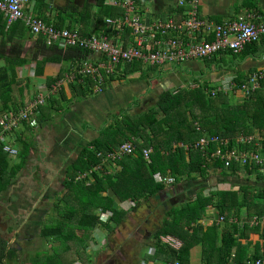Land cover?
Listing matches in <instances>:
<instances>
[{
	"label": "trees",
	"instance_id": "trees-1",
	"mask_svg": "<svg viewBox=\"0 0 264 264\" xmlns=\"http://www.w3.org/2000/svg\"><path fill=\"white\" fill-rule=\"evenodd\" d=\"M96 6L99 8L97 13L84 9L77 15L69 14L67 6L60 7L57 8L56 20L45 16L43 21L59 30H79L83 37L103 34L112 38L117 36L114 29L107 25L106 19L117 18L124 14V10L108 6L106 0H96ZM179 10L181 15L186 12L184 18L188 17L185 8ZM0 20L4 30L7 20L2 16ZM15 24L17 31H21V38L27 39L30 31L25 24L21 21ZM14 25L9 27V34ZM174 36L175 34H171L168 37ZM121 40L123 43L117 39L115 42L124 47L133 43L130 29H125ZM258 43L260 42L247 45L245 50L253 48L254 53H260ZM19 47L17 45L12 48L13 56L16 52L18 56L22 52ZM35 48L37 50L32 60L37 63V76L43 74L41 67L51 60L59 64L70 63L71 66L65 73L72 72L75 76L69 85L71 99L66 97L62 89L53 97L50 96L47 106L39 107L37 119L41 126L50 121L54 114L61 116L72 110L71 107L77 100L87 101L91 99L89 97L96 96L99 76L94 79L92 75H82L83 63L89 62L96 67L107 59L77 47L61 49L58 44L49 46L44 36H38ZM47 52L52 54V59L43 57L41 63H38V56ZM214 57L216 55L204 61L208 67L213 65ZM11 63L13 73L9 83L4 86L0 84L5 95H11V86L16 82L15 66L26 65L27 61ZM160 69L159 66L146 65L141 61L120 63L112 74H107L102 69V92L99 94H107L114 88L113 83L127 80L130 74L140 71L141 79L147 80L158 74ZM65 73L61 72L56 79L51 80L49 86L60 81ZM2 76L6 77L4 69H0V82ZM250 82V78L238 76L230 89L241 90L243 85ZM156 94L157 100L146 109L135 103L138 109H142L139 113L122 109L113 114L98 130L97 137L80 146L76 160L68 167L64 194L56 202L60 222L57 226L49 222L40 231L43 239L59 242L61 246L54 248L46 256L36 255L32 258L34 264H66L65 256L70 252L75 256L68 264H91V258L86 255V241L92 237L93 231L104 229L108 234L113 233L130 215L133 216L145 207L152 209V202L157 203L164 219L151 235L150 245L155 248L154 254L145 252L138 264H192V252L197 248L200 249L201 264H245L258 259L264 261L263 188L240 186L236 191L213 190L208 195L204 194L203 189L194 199L180 205L161 200L168 188H174L182 181L193 182L197 177L207 179L211 170L220 172L218 174L226 180L241 174H255L257 182L264 181L261 168L255 164L243 166L234 162L226 167L220 158H212L211 154L218 148L217 144H211L205 151L194 148L195 143L203 137H218L230 140L228 148H236L238 151L260 150L264 154V78L260 80L257 89L240 101H235L229 91L209 82L195 87H175ZM1 100L7 103L12 98L1 97ZM64 102L68 105L65 106ZM22 107L23 105L17 104L14 111L18 112ZM24 128L23 133L17 134V148L21 150L18 149V159L15 162L4 152L3 143L0 142V194L10 188L27 164L33 147L31 133L35 127L25 125ZM246 137L255 139L251 143L238 142L240 138ZM127 143L132 144L133 154L110 157ZM186 146L190 148L186 149ZM145 149H152L150 162L144 158ZM157 175L161 178L170 176L174 178V183H160L156 179ZM125 202L134 205L128 207L129 210L120 208ZM209 210L213 211L215 220L212 225L205 226L203 221ZM107 212L111 216L103 221L99 214ZM252 235H258L261 241H252ZM167 236L179 239L182 246L175 249L166 244L163 238ZM252 247L255 250L250 252ZM17 258L15 249L7 250V243L0 242V264H15Z\"/></svg>",
	"mask_w": 264,
	"mask_h": 264
},
{
	"label": "crops",
	"instance_id": "crops-1",
	"mask_svg": "<svg viewBox=\"0 0 264 264\" xmlns=\"http://www.w3.org/2000/svg\"><path fill=\"white\" fill-rule=\"evenodd\" d=\"M137 4V11L139 15L142 17L143 20H160L166 21L169 19H174L176 21L185 19V13L179 14L180 11L177 3L179 0H150V4L152 7L146 5V1L148 0H133ZM199 16L200 19L207 21V22H214L218 24H223L232 20H235L240 15H247L249 13L255 14L257 16V21L259 23L264 24V0H199ZM138 2L142 4H138ZM106 4L111 6L110 0H106ZM69 14L77 15L78 12L82 10H90L92 13H97L99 8L96 6V0H82L81 6L79 4H75L76 6H71L70 3H66L65 0H32L31 4L28 6L26 12L27 14L36 17L43 21V18L46 16L50 20H54L57 16V8L68 6ZM187 10V8H185ZM0 16L5 20H7V26L3 30L2 22L0 20V56L2 59L0 60V69H4L6 73V77H3L2 81L0 82L1 85H7L9 83V78L13 73L12 67L13 63H18V61L23 62L24 60L27 61L26 65H16L14 73L16 75V82L11 86V95L3 94L2 90L0 89V114H6L8 112L14 111L15 106L17 104L23 105L22 109L27 107L30 103L35 101L40 95L46 98V104L42 106H47L48 101L50 100V96L53 97L54 94L59 93L62 89L66 93V97L68 99L72 98L71 90H70V83L73 81V73L69 72L68 74L65 73L68 68H70V63H57L53 62L52 54L47 52L45 55L38 56L37 60L38 63L42 61L43 57L50 58L51 61L44 64L42 66L43 74L40 76L36 75L37 63L33 61V57L36 54L35 48V41L38 39V36L31 32V29L27 26L24 21H21L25 24V26L29 29V33L27 34V39L21 38V31H17V22L9 23V20L5 14L0 13ZM119 18V17H117ZM57 19V18H56ZM55 19V20H56ZM3 21V20H2ZM94 20H92L93 22ZM15 24V25H14ZM14 25L11 33H8V29L10 26ZM49 25V24H48ZM53 26V25H51ZM54 27V26H53ZM78 31L79 30H75ZM80 33V32H79ZM34 35L33 38L31 35ZM11 39V40H10ZM13 39V40H12ZM262 42V43H261ZM258 43V46L261 49L260 53H254V49L244 50L238 54L232 55L229 52H222L216 57H214V63L211 67H208L204 61H190L185 63L181 66H170L166 65L161 67L160 72L156 75H153L152 78L147 80L141 79V72H136L135 74H130L127 76V80L121 81L122 82H129V85L125 86L124 88L128 90L127 92L131 93V98H136L138 101H130L131 103H139L140 107L142 104H146L156 93H161L165 90H170L171 87L175 88L179 85L186 86L192 85L193 87L197 86L198 84H202L204 82H214L217 85V81L224 77L225 74L230 73V76L227 80L226 85H217L219 88L229 91L230 95H233L237 98L243 99L245 97L244 92L241 90H234L230 89V86L234 79L238 76L244 75L246 79L250 78V76L255 73L260 68L264 67V41L261 40ZM48 44V43H47ZM19 45L20 51H22L19 56L17 52L12 55V48L14 46ZM49 45V44H48ZM59 45V44H58ZM50 46V45H49ZM61 49H67L69 47H63L59 45ZM73 48V47H72ZM17 50V48H16ZM234 54V53H233ZM54 59V58H53ZM85 62L83 63V65ZM183 71L188 72V74H192L194 77L195 75L199 74L197 78H193L191 82H189L188 78H184ZM63 72L64 77L58 81L56 84H52L49 86L50 81L56 79L59 74ZM75 77V76H74ZM208 80V81H207ZM61 83V88L57 90V84ZM119 83V82H118ZM174 83L177 85L175 86ZM124 84V83H123ZM121 84V86H124ZM195 84V85H193ZM175 87H174V86ZM51 87V88H50ZM180 87V86H179ZM172 88V89H173ZM151 89L153 92H149L148 90ZM117 90V89H116ZM116 92V91H114ZM147 96V97H146ZM1 97L12 98L7 103L1 100ZM131 99V100H132ZM89 101V100H87ZM67 102L63 104L66 106L68 105ZM82 102L72 105L69 112H65L63 119L68 118L66 115L76 112L79 104ZM135 106V105H133ZM40 107V106H39ZM138 109V107H137ZM21 110V109H20ZM19 110V111H20ZM132 110H135L132 107ZM131 110V111H132ZM18 111V112H19ZM15 112V111H14ZM53 119L48 121L46 124L38 125V127L33 130L31 135L33 136V147L30 150V155L27 161L26 166L21 170L18 177L13 181L12 187L4 192V194L10 191V195H12L15 200L19 199L21 201V195L24 193H31L32 185H42L44 187L43 191L46 192V188L48 193H56L58 191L55 190V186L58 182V170L63 169V174L67 175L68 167L71 164H68L63 167H59L57 160H59V155L61 154L59 151V147L62 148L61 142L58 136H55L53 133L55 129V125L51 122ZM88 124V123H87ZM70 124L68 125V127ZM57 127H60L59 124ZM56 127V128H57ZM62 127V126H61ZM64 127V126H63ZM85 127L83 124L82 128ZM87 127V126H86ZM89 127V126H88ZM55 129V130H53ZM84 129V128H83ZM25 128L23 127L18 133H16L11 138H8L9 143L12 146H19L16 142L17 134L23 133ZM91 131L98 132L97 129L91 128ZM36 131V132H35ZM38 134V135H37ZM98 136V133H97ZM96 136V137H97ZM87 143V142H86ZM19 150H21L18 147ZM62 155V154H61ZM12 162H15L18 158H13ZM61 160L64 162H68L67 158L61 157ZM19 161V160H18ZM216 170H211L210 174L208 175L207 179H202L201 177H197V179L193 182L190 181H182L176 187L168 188V192L164 193L161 197L162 201H166L168 203L179 204L185 203L190 199H194L196 195L202 191L203 189L204 194L208 195L213 190H238L240 186H251L255 189L263 188L264 189V181L257 182V175H247L241 174L228 180L221 177ZM264 175V171H261ZM65 180V178H64ZM64 180L60 179L59 184L64 185ZM221 186H231L230 189H221ZM61 191L60 189H58ZM52 193V194H53ZM9 197L5 198V201L8 202ZM34 201V200H33ZM32 201V202H33ZM37 208V204H33L32 206H28L25 211L24 209L20 211L19 216L21 218H25L28 220L26 224H34L35 219L37 218L35 215V210ZM245 215V214H244ZM215 218L213 217V211L209 210L207 217L204 219L203 224L205 226H210L213 224ZM23 239L29 241L30 233L28 232L24 235ZM251 240L254 242L261 241L258 235H252ZM198 252L199 248L195 249ZM194 250V251H195ZM255 250L254 247L250 248V252ZM193 251V252H194ZM192 252V253H193ZM200 254V253H199ZM201 258V254H200ZM201 263V261H200Z\"/></svg>",
	"mask_w": 264,
	"mask_h": 264
},
{
	"label": "built area",
	"instance_id": "built-area-1",
	"mask_svg": "<svg viewBox=\"0 0 264 264\" xmlns=\"http://www.w3.org/2000/svg\"><path fill=\"white\" fill-rule=\"evenodd\" d=\"M32 0H0V13L5 14L9 23L24 21L37 36H44L49 45L59 44L63 47H77L89 51L95 55L106 57V62L94 64L85 62L82 75H92L98 78L96 93H101L103 78L100 70H105L107 74H112L116 66L123 62L141 61L146 65L163 67L181 66L190 61H205L222 52H232L238 54L252 43L261 42L264 38V24L257 21L255 14L240 15L235 20L218 24L200 19L199 0H179V8H187L188 17L181 21L169 19L143 20L137 11V4L133 0H113L111 5L124 10V14L119 18H107L106 23L113 28L117 36L91 35L83 37L78 31L68 29L59 30L44 21L27 14L26 10ZM125 29L132 32L133 43L128 47L115 42L121 40V35ZM175 34L174 37H168ZM212 37V40L209 38ZM264 78V67L257 70L250 76V84L242 86L241 91L249 95L259 87V82ZM74 80V76L73 79ZM57 90L61 88L58 83ZM221 89V88H220ZM46 104V98L41 95L27 107L19 112H8L0 117V142L3 143V150L10 157H18L19 150L12 146L8 138H11L17 131L25 125L31 127L38 126L39 106ZM254 137L240 138L238 142L251 143ZM217 144L218 148L211 154L212 158H220L225 162L226 167H230L234 162L243 166L255 164L264 171V154L259 151H238L236 148H228L229 139H219L218 137H203L195 143L194 148L205 151L211 144ZM189 149V146L185 147ZM131 143L123 145L115 155L116 158L123 155L133 154ZM152 149H145L144 158L150 162ZM156 179L165 185H172L174 178L157 175ZM134 204L131 203L130 207ZM223 220V218L221 219ZM235 221V220H234ZM254 223H256L254 221ZM264 223V221L262 222ZM253 225V223H252ZM163 241L175 249L182 246V242L175 237H164ZM155 248L147 251L152 255ZM148 264H154L149 262ZM236 264V263H232ZM245 264H264L261 259L248 261Z\"/></svg>",
	"mask_w": 264,
	"mask_h": 264
},
{
	"label": "rangeland",
	"instance_id": "rangeland-1",
	"mask_svg": "<svg viewBox=\"0 0 264 264\" xmlns=\"http://www.w3.org/2000/svg\"><path fill=\"white\" fill-rule=\"evenodd\" d=\"M146 5H150V7H152V5L150 4V0L146 1ZM183 72L184 73L182 76L186 79L188 78L189 82H191L194 77L197 78L199 76V74H197L193 77L192 74H188V72L186 71ZM230 76H232L230 73L225 74L224 77L217 81V85H226L227 80ZM209 83L211 82L209 81ZM121 84H123L124 86H121ZM211 84L215 85L214 82H212ZM127 85H129V82H115L113 83L114 88L108 91L107 94L97 93L96 96L94 95L89 97L91 98L89 101L77 100L78 103L82 101L83 103L79 104L76 112L67 114L66 116L68 118L63 119L64 114H62L61 116L54 114V117H52L53 121L51 123L55 125L56 130L53 129L55 130L53 133H55V136L57 135L60 140L64 136V138L62 139L63 142H61L62 148L59 147V151L62 154L59 155V160H57L59 167L66 166L70 163L72 164L78 156V153L81 149L80 146L86 144V142L92 141L97 136L98 132L91 131L89 129L95 128L97 130H100L113 114L119 113L122 109L131 111L133 107L135 110H132L131 112L139 113L140 111H142V109L150 107L157 100V94L155 92L153 97L146 104H142L141 110L137 109L136 106H133L135 105V102L131 103L130 101L137 102L139 98H131L130 90L128 93V90L124 88ZM174 85L176 86L177 83H174ZM172 88L173 87H171V89ZM153 90L149 89L148 91L152 93ZM231 96L234 97L235 101H239V98L233 95ZM87 123L89 127H83V129V124L86 125ZM58 124L60 127H57ZM69 124L70 126L68 127ZM34 134L31 136L32 138L33 136H35ZM61 157L63 158V160L64 158H67L68 162H66L65 165V160L63 162L61 160ZM62 170L63 169L58 170V182L55 186V190L58 192L48 193L46 188V192L44 195H47L48 199H45V202L43 203H38V206H40L41 209H47L46 214L39 226L36 227V221H34V224H31L30 229L28 230V232L30 233V236H28V238H30V240L26 241V239H22L21 243H19V245L23 246V249L22 252H19L17 262L15 264H34L32 262V258H34L36 255L38 257H43V255L46 256L48 253H52V250L54 248L58 249L61 246V243L59 242L47 241L43 239L40 235V231L49 222L53 226H57L60 222L58 219L61 217L56 207V202L60 197L63 196L65 190L64 185L59 184V180H64L65 178V175L63 174L64 172ZM34 188L35 186L32 185L31 194L33 193V198L37 199L38 197H35L37 189L34 192ZM220 188L230 189L231 186H221ZM58 189H60L61 191H59ZM152 205V209L145 207L137 211L133 216L130 215V217L124 223L120 224L113 233L108 234V232L104 229L94 230L92 233V237L86 241V245H88L86 255H89V257L91 258L90 263L138 264V260L142 257V255H144L145 252L149 251V249L152 247L150 243L152 241L151 235L153 230L156 228V226H159L164 219V215L162 214V211L157 207V203L152 202ZM129 206L130 202H125L124 205H120V208H126V210H129ZM40 208L37 207V209L35 210L36 213H40ZM42 215H40V217ZM100 215L103 221H106L109 216H111L110 212L101 213L99 214V216ZM199 253L200 252H198L197 250L192 253V264H201V253ZM74 256L75 255L73 252L68 253L65 256V258H67L65 259V263L68 264L69 261L71 262L72 259L74 260ZM19 259L21 263L18 262ZM100 259H102V261H100ZM74 264H80V262H76Z\"/></svg>",
	"mask_w": 264,
	"mask_h": 264
},
{
	"label": "flooded vegetation",
	"instance_id": "flooded-vegetation-1",
	"mask_svg": "<svg viewBox=\"0 0 264 264\" xmlns=\"http://www.w3.org/2000/svg\"><path fill=\"white\" fill-rule=\"evenodd\" d=\"M65 2L70 3L71 6H76L75 4H79V6H81L82 0H65ZM69 6L70 5H68L67 7ZM43 189L44 187L41 184L36 185L34 188V192L36 190L35 197L41 198L43 196L41 199H34L33 193L31 194L29 192L21 195V201L19 199L15 200L14 198L16 197L10 195V191L6 194H0V242L4 241L7 243V250L13 248L17 251L18 254L19 252H22L23 246L19 245V243H21V240L24 238L23 234L26 235L28 233L31 224H26V217L21 218V216H19V214L17 213H19L23 209L26 211V208H28V206H32L33 204H37V207L40 208V206H38V203H43L45 202V199H48V196L44 195L45 192L43 191ZM9 195V199L11 200H8L7 202L5 201V198L9 197ZM46 211L47 209L41 208L39 214L35 211L37 217L35 219L36 227L39 226L43 221V217L45 216ZM40 215L42 216L40 217ZM100 261H102V259H100ZM18 262H20V259L18 260ZM142 264H144V262H142Z\"/></svg>",
	"mask_w": 264,
	"mask_h": 264
},
{
	"label": "water",
	"instance_id": "water-1",
	"mask_svg": "<svg viewBox=\"0 0 264 264\" xmlns=\"http://www.w3.org/2000/svg\"><path fill=\"white\" fill-rule=\"evenodd\" d=\"M33 36H34V35L32 34L31 37L33 38ZM12 186H13V185H12ZM12 186H11V187H12Z\"/></svg>",
	"mask_w": 264,
	"mask_h": 264
},
{
	"label": "clouds",
	"instance_id": "clouds-1",
	"mask_svg": "<svg viewBox=\"0 0 264 264\" xmlns=\"http://www.w3.org/2000/svg\"><path fill=\"white\" fill-rule=\"evenodd\" d=\"M122 205H124V204H122ZM131 205V204H130ZM130 207V206H129Z\"/></svg>",
	"mask_w": 264,
	"mask_h": 264
}]
</instances>
